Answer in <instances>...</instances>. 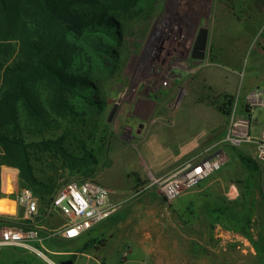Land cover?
<instances>
[{
    "label": "rangeland",
    "instance_id": "1",
    "mask_svg": "<svg viewBox=\"0 0 264 264\" xmlns=\"http://www.w3.org/2000/svg\"><path fill=\"white\" fill-rule=\"evenodd\" d=\"M157 6L162 8V13L158 8L151 15L144 39L127 42L131 47L123 65L121 84H109L105 88L103 97L108 103L103 116L95 115L82 133L66 142V147L76 151L82 143L96 147L100 133L91 136L95 125H100L99 130L108 127L110 136L102 143L104 152L97 154V173L89 179L111 191L110 199L120 204L116 211L119 219L107 220L60 248L74 255H46L55 264L69 257L73 264H84L81 254L98 257L104 264H123L125 255L131 261L130 254L131 259L144 264H199L203 256L219 257L225 262L238 260L240 256L247 261L264 262V253L256 251L264 243V205L253 203L252 206L248 238L253 254L242 253L238 241L222 240L214 230L220 227L230 234H242L218 225L210 228L211 207L227 205L232 215L241 211L246 172L238 161L230 168L234 181L214 186L211 191L191 194L198 188L194 187L168 202L153 187L144 188L152 179L166 175L216 143L224 133L228 118L224 121L213 107L198 102L200 88L207 85L217 92H236L238 96L247 76H257L252 57L264 41V0H161ZM200 28L208 30V42L204 59L197 61L191 58V50ZM131 57L132 67L124 74ZM226 76L228 80L224 81ZM113 105L116 109L107 122ZM251 113L259 122L264 119V107ZM237 150L245 155L249 151L243 147ZM226 151L235 153V150ZM32 165L35 176L52 186L49 199L65 184L78 180L67 170L53 171L45 158L42 162L32 161ZM9 169L17 170L0 168L1 189L6 193L11 192V179L15 175ZM131 173L138 174L145 184L134 189L133 177L128 176ZM231 186L238 193L234 199L228 196ZM1 210L14 212L9 199H0ZM258 219H263L262 223ZM60 221L58 225L63 223ZM90 239H105V242L84 249ZM45 246L55 250L47 243ZM143 248L149 252L142 253ZM8 254L12 260L1 263ZM0 264L48 263L22 249L4 248Z\"/></svg>",
    "mask_w": 264,
    "mask_h": 264
},
{
    "label": "trees",
    "instance_id": "2",
    "mask_svg": "<svg viewBox=\"0 0 264 264\" xmlns=\"http://www.w3.org/2000/svg\"><path fill=\"white\" fill-rule=\"evenodd\" d=\"M159 1L0 0V168L17 169L18 187L29 189L40 206L50 202L53 188L35 176L32 161L45 158L53 171L67 170L78 180L95 177L97 154L104 152L102 143L110 136L108 127L99 130L95 125L91 136L100 133L96 147L82 143L76 151L66 142L82 133L95 115L103 116L108 103L105 88L121 84L131 47L127 42L144 39L151 15L158 8L162 13ZM200 90L198 102L213 107L225 121L235 95L207 85ZM230 150L246 172L241 211L232 215L227 205L211 207L210 228L218 225L249 237L252 179L258 165L240 150ZM128 176L133 177L134 189L145 184L136 173ZM118 219L114 213L107 220ZM68 242L72 241L57 244L64 248ZM104 242L90 239L84 249ZM10 260L8 254L1 263Z\"/></svg>",
    "mask_w": 264,
    "mask_h": 264
},
{
    "label": "built area",
    "instance_id": "3",
    "mask_svg": "<svg viewBox=\"0 0 264 264\" xmlns=\"http://www.w3.org/2000/svg\"><path fill=\"white\" fill-rule=\"evenodd\" d=\"M264 107L263 91L259 88L247 92L244 106L233 104L223 136L201 153L185 161L178 168L164 176L152 179L144 188L153 187L155 193L170 202L197 187L212 174L220 171L230 161L227 149L250 147L247 156L257 165L264 163V126L254 132L256 119L252 111ZM18 173L11 179L12 190L6 193L0 186V199L9 198L15 203L14 213L0 212V253L4 248L22 249L34 254L42 262L53 263L52 255L45 244L80 239L90 229L106 221L119 209V203L110 199V191L92 179L71 181L52 196L47 205L40 206L39 199L27 188H18ZM137 194V193H136ZM232 199L238 196L236 190H229ZM53 215L63 220L55 228H47L45 222ZM220 239L233 238L242 245V253L252 252L248 237L230 234L215 228ZM239 248V247H238ZM74 255L60 252L59 256ZM84 264H104L92 255L81 254ZM123 264H131L126 255Z\"/></svg>",
    "mask_w": 264,
    "mask_h": 264
},
{
    "label": "crops",
    "instance_id": "4",
    "mask_svg": "<svg viewBox=\"0 0 264 264\" xmlns=\"http://www.w3.org/2000/svg\"><path fill=\"white\" fill-rule=\"evenodd\" d=\"M252 61L255 67V71H257V76L256 77H248L246 79V84L245 86L241 89L243 92L237 96L236 92H226V91H221V92H226L232 95H235L236 99L235 101L239 104V107L244 106V97L247 92L251 91L252 89L259 88L260 90L263 91L264 95V41L262 44L258 45V48L256 49V52L253 54ZM239 60H242L240 57ZM246 77V75H245ZM223 79V78H222ZM228 80L227 76L224 77V81ZM225 85V83H224ZM239 98H241L239 100ZM237 104V106H238ZM257 123L256 126L254 127V132H257L261 127L264 126V119H262L260 122L258 119H256ZM243 148H247L250 150V147L244 146ZM229 154V153H228ZM229 159L230 162L227 163L226 166H224L220 171L212 174L208 179L200 183L195 190L191 192V194H200L204 192V190L211 191L214 186H224L227 183H232L234 180L232 179V176L230 175L231 172V167L232 163H236L238 161V158L235 153L229 154ZM239 162V161H238ZM17 172V170H15ZM18 173V172H17ZM246 177V174L244 175ZM253 203L254 205H264V163L258 165V171L253 174ZM105 187V186H104ZM233 186L230 187L232 189ZM107 188V187H105ZM108 189V188H107ZM109 190V189H108ZM110 191V190H109ZM111 194V191H110ZM110 197V196H109ZM259 211L261 212V208H259ZM263 219H258V223H262ZM60 218L56 215H53L49 219L46 220L45 223H47L48 226L47 228H55L58 224H60ZM55 242L49 243V246H52L55 250H52V253L54 256H59L60 250L58 244H54ZM56 246V248L54 247ZM257 253H264V243L256 247ZM144 254H147L149 250H146L145 248L142 249L141 251ZM254 250L251 252L253 254ZM225 253H231V252H225ZM127 254H130L129 252ZM224 254V253H222ZM252 256H250L251 258ZM201 261L199 264H264V262H252V261H247L245 257L240 256L238 260L234 261H222L219 257L211 256V257H201ZM129 259L131 260V264H144V262H139L137 260L131 259V254L129 255Z\"/></svg>",
    "mask_w": 264,
    "mask_h": 264
},
{
    "label": "water",
    "instance_id": "5",
    "mask_svg": "<svg viewBox=\"0 0 264 264\" xmlns=\"http://www.w3.org/2000/svg\"><path fill=\"white\" fill-rule=\"evenodd\" d=\"M207 42H208V30L206 28H200L197 32V35L194 38L192 50H191V58L197 61H202L205 57L206 48H207ZM134 58L131 57L126 68L124 71V74H128L132 64H133ZM116 109V105H113L111 112L107 118V122L111 120V117ZM60 264H72L71 260L60 262Z\"/></svg>",
    "mask_w": 264,
    "mask_h": 264
},
{
    "label": "bare ground",
    "instance_id": "6",
    "mask_svg": "<svg viewBox=\"0 0 264 264\" xmlns=\"http://www.w3.org/2000/svg\"><path fill=\"white\" fill-rule=\"evenodd\" d=\"M4 199V198H3ZM7 199H9V198H7ZM9 201H10V203L13 205V207H14V211H15V203L11 200V199H9ZM0 212H4V211H0ZM6 213V212H5ZM14 213V212H13Z\"/></svg>",
    "mask_w": 264,
    "mask_h": 264
},
{
    "label": "flooded vegetation",
    "instance_id": "7",
    "mask_svg": "<svg viewBox=\"0 0 264 264\" xmlns=\"http://www.w3.org/2000/svg\"><path fill=\"white\" fill-rule=\"evenodd\" d=\"M67 260H71V261H72V264H73V259H71V258L64 259V260H62L61 262H63V261H67Z\"/></svg>",
    "mask_w": 264,
    "mask_h": 264
}]
</instances>
